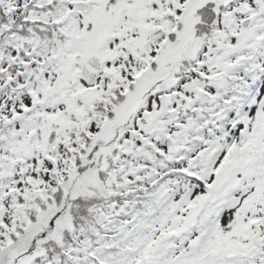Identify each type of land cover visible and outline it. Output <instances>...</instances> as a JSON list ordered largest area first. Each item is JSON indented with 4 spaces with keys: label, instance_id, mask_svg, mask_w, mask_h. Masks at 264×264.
Here are the masks:
<instances>
[{
    "label": "snow or ice",
    "instance_id": "snow-or-ice-1",
    "mask_svg": "<svg viewBox=\"0 0 264 264\" xmlns=\"http://www.w3.org/2000/svg\"><path fill=\"white\" fill-rule=\"evenodd\" d=\"M0 264H264V0H0Z\"/></svg>",
    "mask_w": 264,
    "mask_h": 264
}]
</instances>
